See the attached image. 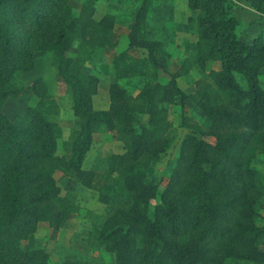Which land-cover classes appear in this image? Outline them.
Listing matches in <instances>:
<instances>
[{
    "label": "trees",
    "instance_id": "obj_1",
    "mask_svg": "<svg viewBox=\"0 0 264 264\" xmlns=\"http://www.w3.org/2000/svg\"><path fill=\"white\" fill-rule=\"evenodd\" d=\"M245 1L264 15V0ZM95 2L82 0L73 12L68 0H0V264H55L43 247H21L37 223L45 222L53 237L73 216L74 195H61L55 172L94 189L111 207L94 242L114 264L264 263V174L251 164L264 157V32L250 42L236 35L233 0H186L195 12L186 18L195 39L184 43L176 69L167 71L159 56L168 53L147 21L151 0L134 9L122 48L114 16L93 17ZM35 49L51 53L57 85L79 119L60 146L58 106L40 77L31 82L33 106L11 120L1 111L19 91L18 72L31 70ZM134 49L142 54L130 53ZM102 57L109 59L114 81L106 88V109L96 110L92 97ZM212 61L218 68L209 66ZM193 69L199 76L185 93L176 79ZM125 78L133 79V93L117 84ZM177 99H189L202 118L195 122L178 109L187 131L154 200L157 185L146 168L173 141L169 107ZM139 115L147 116L145 124ZM98 132L123 148L107 157L100 173L81 165ZM57 264L89 263L66 258Z\"/></svg>",
    "mask_w": 264,
    "mask_h": 264
},
{
    "label": "rangeland",
    "instance_id": "obj_2",
    "mask_svg": "<svg viewBox=\"0 0 264 264\" xmlns=\"http://www.w3.org/2000/svg\"><path fill=\"white\" fill-rule=\"evenodd\" d=\"M81 1L68 0V4L73 12L77 10ZM139 2L140 0H96L95 2L93 12L95 19L104 13H110L114 16V30L119 36L118 48H122L126 44V32L132 24L133 12ZM244 4V0H235L232 6V8H235L236 18L238 19L235 33L241 39L250 42L255 34L264 32V24H261L258 19L253 18L252 14L255 13L245 7ZM192 14L194 15L195 12L187 8L186 0H151L150 2L147 11V21L155 28V36L164 43V49L168 53L166 56H159L162 67L167 71L176 69L180 58L184 54V43L191 42L195 39V35L188 30L186 23L187 16ZM250 19L252 21H248ZM76 46L77 43L73 42L68 51V55H75ZM130 53L137 56L142 54L138 49L131 50ZM31 59L33 63L31 70H21L16 76L15 85L19 87L18 93L16 95H9L5 99L1 106V111L11 120L15 114H21L27 106H33L37 101V96L31 91V82L36 77H40L48 93L54 98L58 106L55 121L61 128V137L57 142L60 146L62 141L67 139L70 130L77 127L79 119L70 110L71 102L69 95L64 92L62 86L59 88L57 85L51 53L41 49H35L31 53ZM209 66L218 68L219 63L212 61L209 62ZM97 70L99 88L97 95L93 99L92 106L94 109L100 110L106 109L108 105L106 88L113 80L110 61L107 57H102L98 60ZM189 74L187 78L178 77L176 79L178 86L185 93H189L192 90L191 80L199 76L198 72L194 69ZM236 78L239 82H243L239 74H236ZM116 82L129 93L134 92L133 79H119ZM179 108L185 113L184 115L191 116L195 122H199L202 118L200 110L189 99H184L182 103L177 99L175 104L169 107L173 141L146 168V176L157 185L154 200L158 199V194L162 189L161 178L167 173L176 156L179 140L187 131V128L181 127L179 124ZM138 117L140 123L145 124L147 116L139 115ZM204 139L208 141L213 140L210 136H205ZM122 149L120 141L106 138L101 132L95 133L93 134V140L85 153L81 165L84 168L93 167L99 173L103 172L106 167L107 157L111 153L121 152ZM259 159L260 156L257 155L252 159L251 164L255 166L259 162ZM54 178L60 187L61 195L67 193L74 195L76 208L73 211V216L60 223L58 231L53 237H51V230L45 222L37 223L34 232L22 242L21 247L25 250L43 247L47 253L48 261L55 264L66 258H75L88 262L89 264H114L112 255L103 251L94 242V230L100 225L104 217L109 214L111 207L98 201L94 189L86 188L60 172H55ZM259 210L264 216V195L260 199ZM261 222L262 220L260 219L257 221V223ZM223 264L253 263L227 259Z\"/></svg>",
    "mask_w": 264,
    "mask_h": 264
},
{
    "label": "crops",
    "instance_id": "obj_3",
    "mask_svg": "<svg viewBox=\"0 0 264 264\" xmlns=\"http://www.w3.org/2000/svg\"><path fill=\"white\" fill-rule=\"evenodd\" d=\"M234 2H235V0H233ZM244 2H245V7H247L248 9H250V10H252L255 14H252V17L253 18H256V19H258V21H260V23L261 24H264V15L263 14H260V13H258V12H256L254 9H252L250 6H248V4L246 3V1L244 0ZM236 7V6H235ZM243 9V8H242ZM239 11H241L240 9H239ZM231 13H233V15L235 16V17H237V14H236V12H235V8H232L231 9ZM193 15V14H192ZM238 20V19H237ZM247 21V20H246ZM248 21H252L251 19L250 20H248ZM255 34V33H254ZM256 35V34H255ZM254 35V36H255ZM259 78H260V80H261V86L262 87H264V66L261 68V70H260V75H259ZM113 80H114V78H113ZM112 80V81H113ZM98 88H99V84H98ZM97 94H95V95H93V97H92V103H93V99H94V97L96 96ZM255 168H257L258 170H260L261 172H263L264 173V157H260V159H259V162H257V164L254 166ZM264 264V263H263Z\"/></svg>",
    "mask_w": 264,
    "mask_h": 264
}]
</instances>
